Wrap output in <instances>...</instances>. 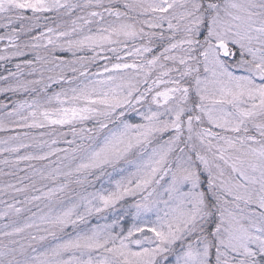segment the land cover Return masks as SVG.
Masks as SVG:
<instances>
[{
	"label": "snow or ice",
	"instance_id": "snow-or-ice-1",
	"mask_svg": "<svg viewBox=\"0 0 264 264\" xmlns=\"http://www.w3.org/2000/svg\"><path fill=\"white\" fill-rule=\"evenodd\" d=\"M0 264H264V0H0Z\"/></svg>",
	"mask_w": 264,
	"mask_h": 264
}]
</instances>
